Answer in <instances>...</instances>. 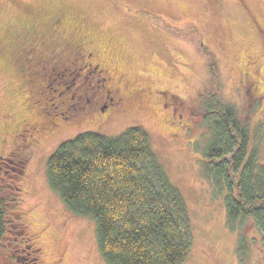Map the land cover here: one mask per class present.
I'll list each match as a JSON object with an SVG mask.
<instances>
[{
  "label": "rangeland",
  "instance_id": "374dc122",
  "mask_svg": "<svg viewBox=\"0 0 264 264\" xmlns=\"http://www.w3.org/2000/svg\"><path fill=\"white\" fill-rule=\"evenodd\" d=\"M46 16L51 21L58 17L52 31L57 50L68 42L95 48L99 64L117 78L119 92L146 86L141 101L124 95L126 106L121 104L109 119L92 106L88 115L71 110L66 123L40 133L37 142L28 140L31 130L21 127L42 119L47 128L52 112L74 100L68 98L71 92L86 90L84 82L70 84L73 71L48 70L43 55H29L11 44L15 35L8 24L41 30L46 25L49 32ZM261 27L264 0H0V155L26 157L15 206L26 224L24 240L12 234L4 238L0 264H108L97 248L93 218L65 206L47 183L45 161L60 141L77 132L114 135L130 125L148 130L153 149L186 202L191 246L181 264H242L235 249L237 229L225 220L223 195L200 172L206 130L198 93L213 87L209 68L214 61L221 100L245 113L248 100L258 99L251 119L263 126L259 159L264 162ZM79 81L77 75L75 83ZM243 233L249 242L247 264H264L260 232L247 222ZM31 243L37 247L29 249Z\"/></svg>",
  "mask_w": 264,
  "mask_h": 264
},
{
  "label": "trees",
  "instance_id": "16d2710c",
  "mask_svg": "<svg viewBox=\"0 0 264 264\" xmlns=\"http://www.w3.org/2000/svg\"><path fill=\"white\" fill-rule=\"evenodd\" d=\"M201 48L214 57L203 44ZM209 71L213 87L198 93L206 130L199 167L215 192L223 195L226 223L238 233L237 258L247 264L245 223L260 232L264 250V162L259 159L263 126L251 119L259 101L250 98L247 111L239 112L218 96L214 61ZM25 161L15 152L0 155V243L11 234L24 240L26 224L15 206ZM45 172L49 187L71 212L93 218L97 248L106 263L181 264L187 258V205L144 127L130 125L114 135L77 132L50 152ZM36 247L29 245L31 250Z\"/></svg>",
  "mask_w": 264,
  "mask_h": 264
},
{
  "label": "flooded vegetation",
  "instance_id": "af4514ba",
  "mask_svg": "<svg viewBox=\"0 0 264 264\" xmlns=\"http://www.w3.org/2000/svg\"><path fill=\"white\" fill-rule=\"evenodd\" d=\"M51 18L52 16H46L45 18V21L48 19V23H50L48 26L50 29L49 32L45 31L47 28L45 24L42 30L33 29L31 27H18L20 29H17L13 24H8V27H10L9 30L13 31V34L15 35V39L11 44L16 46V49L20 48V50L28 52L29 55L31 53L37 57L43 55L42 58L44 64L47 65L48 70L57 68L59 72H63L65 70L73 71L70 84L74 87H79V84L84 82L86 90H75L71 92L68 95V98L74 100L69 101L67 104L65 103L63 106L64 109H56V111L52 112L53 118L49 121V126L47 128L40 124L43 122L42 119L38 122L39 124H34L36 122H33L30 127H21L22 130H31L27 133L30 139H28V137L26 138V136H24V138L30 141L34 140V142L38 141L40 133H48L56 127L66 123V119L71 118L74 111L77 114L84 111V113L88 115L87 108L92 106L94 110L98 111L100 115H102V118L104 117L109 119L115 110L121 108L119 107L121 104H123L122 107L126 106L124 95L132 94L135 96V100L140 102L142 99L140 93L146 90V86L140 87L139 85H132L129 89L126 88V86L122 88L123 91L119 92L118 90L120 89L118 81L116 82L117 78H114L111 74L112 72L109 73L104 66L99 64V61H97L95 57L97 55L96 52L98 51L93 47L85 49V45H81L77 42H68L57 50V44H55L56 36L52 33V31L57 25L58 17L56 16L54 21H51ZM16 29L17 32L15 33ZM260 30L263 32L264 28L261 27ZM11 44H6V46ZM78 61H81V63ZM91 61H93V63H91ZM81 68H84L85 71L81 72V75H79ZM30 71L31 69L28 70V72ZM34 71L35 70L32 69L33 73ZM77 75L78 78H80V81L75 83ZM111 83L112 86L110 85ZM65 87H68V85H65ZM136 95L140 96V98L136 99ZM98 99L100 100L99 102ZM135 100L132 99L131 101ZM162 103L167 106L166 101H163ZM71 110L74 111L72 112ZM33 129L35 130V133L32 131ZM23 262L25 263L24 260Z\"/></svg>",
  "mask_w": 264,
  "mask_h": 264
}]
</instances>
